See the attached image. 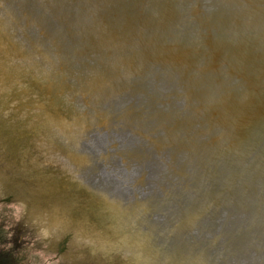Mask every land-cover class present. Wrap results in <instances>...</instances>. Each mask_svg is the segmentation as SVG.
Wrapping results in <instances>:
<instances>
[{
  "label": "water",
  "instance_id": "95a60500",
  "mask_svg": "<svg viewBox=\"0 0 264 264\" xmlns=\"http://www.w3.org/2000/svg\"><path fill=\"white\" fill-rule=\"evenodd\" d=\"M0 185L35 262L264 264V0H0Z\"/></svg>",
  "mask_w": 264,
  "mask_h": 264
},
{
  "label": "flooded vegetation",
  "instance_id": "af4514ba",
  "mask_svg": "<svg viewBox=\"0 0 264 264\" xmlns=\"http://www.w3.org/2000/svg\"><path fill=\"white\" fill-rule=\"evenodd\" d=\"M12 195H15V193L9 190V188H3V186L0 185V207L2 209L0 210V216L1 213L5 212L6 210H8L9 213L8 204L10 202L24 205L25 202L20 203L15 199L11 200L10 198ZM25 204L27 205L28 203ZM4 207L7 209L5 210ZM21 217L22 216L19 215L18 220L16 221L17 223ZM5 224L2 221L0 222V264H68V262L72 260V258L67 257L63 253V247L58 245L51 247L48 245L49 249L45 246L43 247L45 249L43 252H45L46 255L52 253L54 255V259L51 262H35L41 258L37 253L31 252V250H34V248L27 246L28 244L26 243H28V240H26L23 236H20V232L16 231L15 227L14 230L11 231L9 230L10 224ZM44 241H48L47 244L50 243L48 239H45ZM30 260L32 262H30Z\"/></svg>",
  "mask_w": 264,
  "mask_h": 264
},
{
  "label": "rangeland",
  "instance_id": "374dc122",
  "mask_svg": "<svg viewBox=\"0 0 264 264\" xmlns=\"http://www.w3.org/2000/svg\"><path fill=\"white\" fill-rule=\"evenodd\" d=\"M1 216H2V218H1ZM0 216V222L2 221L4 224H5V222L7 223V221H8V219H9V217H10V215H1ZM4 220V221H3ZM6 225V224H5ZM30 262H32L31 260H30Z\"/></svg>",
  "mask_w": 264,
  "mask_h": 264
}]
</instances>
